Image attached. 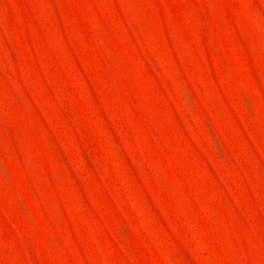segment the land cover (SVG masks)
I'll return each instance as SVG.
<instances>
[{
  "label": "rangeland",
  "instance_id": "obj_1",
  "mask_svg": "<svg viewBox=\"0 0 264 264\" xmlns=\"http://www.w3.org/2000/svg\"><path fill=\"white\" fill-rule=\"evenodd\" d=\"M0 264H264V0H0Z\"/></svg>",
  "mask_w": 264,
  "mask_h": 264
}]
</instances>
